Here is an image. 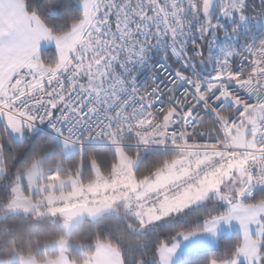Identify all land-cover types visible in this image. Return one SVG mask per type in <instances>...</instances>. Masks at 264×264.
<instances>
[{
  "label": "snow or ice",
  "instance_id": "snow-or-ice-1",
  "mask_svg": "<svg viewBox=\"0 0 264 264\" xmlns=\"http://www.w3.org/2000/svg\"><path fill=\"white\" fill-rule=\"evenodd\" d=\"M0 264H264V0H0Z\"/></svg>",
  "mask_w": 264,
  "mask_h": 264
}]
</instances>
